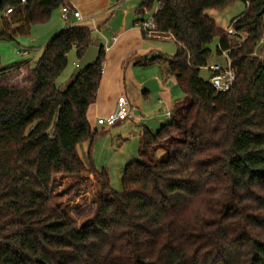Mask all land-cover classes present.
Wrapping results in <instances>:
<instances>
[{"label":"trees","instance_id":"obj_1","mask_svg":"<svg viewBox=\"0 0 264 264\" xmlns=\"http://www.w3.org/2000/svg\"><path fill=\"white\" fill-rule=\"evenodd\" d=\"M237 1L146 0L137 9L139 22L159 2L158 30L178 45L172 58L142 65L167 64L190 102L157 131L144 128L140 160L125 166L120 193L105 170L78 153L97 136L88 115L103 78L104 46L66 91L57 86L69 53L75 49L80 61L93 45V30L73 25L58 33L34 68L0 62V264H264V46L257 55L264 0H241L246 10L230 25L246 34L237 44L207 14ZM65 4L0 0V41L29 33ZM215 39L217 55L229 51L237 75L227 92L215 89L209 71L201 74ZM23 66L26 84L16 85L7 73ZM86 174L101 184V195L78 229L54 185L73 176L78 188Z\"/></svg>","mask_w":264,"mask_h":264},{"label":"rangeland","instance_id":"obj_2","mask_svg":"<svg viewBox=\"0 0 264 264\" xmlns=\"http://www.w3.org/2000/svg\"><path fill=\"white\" fill-rule=\"evenodd\" d=\"M110 0L109 6L101 13V17L97 19L92 25H97L93 30V41L99 40L104 41L106 35L113 33V27L120 25L119 18L111 17L112 11L109 9L113 8L118 12L123 11L125 8L131 13L130 17H135L137 9L146 0ZM71 5L77 7L74 2H70ZM117 5V7H115ZM121 5V7H120ZM156 5V4H155ZM65 6H68L66 3ZM114 10V11H115ZM155 10V6L153 10ZM246 10V4L243 1H237L233 5L229 6L225 10H209L207 12L208 16L214 19L217 24L224 28L225 31L230 29L231 21L241 15ZM74 25L86 26V23L76 24L75 20L72 22ZM72 24H67L62 18V7L53 11L51 18L44 22L34 24L29 33L25 35H19L12 41H0V62L1 66L5 67L14 63L29 62V66L34 68L37 61L40 59L44 47L47 43L55 37L58 33L63 30L73 26ZM98 29V30H96ZM109 37V36H108ZM246 34L241 33L238 36L230 37L233 44L243 41ZM172 37L155 40L152 39L151 45L155 46V52L150 56H163L165 58H172L178 50V45ZM219 45V39H215L214 42L209 46L212 51L211 59L209 65H214L216 63L222 66L226 65V60L222 56H218L216 49ZM264 43L258 48L257 55ZM22 52H28V55L22 54ZM76 50L73 49L68 56V66L66 70L61 74L57 80L58 88L64 92L68 89L70 83L74 78L75 66L73 65L74 59H76ZM144 59L140 60L142 63ZM135 61L131 62V70L136 69L133 73L129 72V77L132 75L133 78L138 80L143 79L144 75L142 73L146 72L148 79L152 80L155 74L165 75V79L174 80L167 73V64L154 65L147 67L145 69L142 66L138 67L134 65ZM154 72V74H153ZM13 73H7V76H11ZM145 74V73H144ZM204 78L209 77V72L205 69L201 72ZM14 81L12 82L16 85H22L25 83L26 77L20 71H15L12 75ZM178 90V89H177ZM180 95L187 100V98L181 93ZM187 102H190L187 100ZM183 105V104H181ZM185 105V102H184ZM159 112V111H158ZM140 115V114H138ZM122 129V132H116L112 128L104 127L102 130V125L100 123L97 131V136L95 138L94 144L91 146L89 143L83 144L79 147L78 153L81 159L86 163L87 166L92 164L98 172L106 171L108 178L110 180V185L112 191L120 193L122 191V178L125 166L133 161H139V149L141 145V138L139 134L142 133V124L136 121H128L121 127H116ZM127 129V130H126ZM157 131V130H156ZM165 152L161 151L158 155L159 160H165ZM83 178L85 185L74 187L77 184L76 177H58L54 185V195L57 202L63 207L67 217L72 221V223L78 228H82L85 223L92 217L97 201L101 195V184L95 178L94 175L86 174ZM106 197L111 198V194L107 193Z\"/></svg>","mask_w":264,"mask_h":264},{"label":"crops","instance_id":"obj_3","mask_svg":"<svg viewBox=\"0 0 264 264\" xmlns=\"http://www.w3.org/2000/svg\"><path fill=\"white\" fill-rule=\"evenodd\" d=\"M126 1H124L123 5ZM70 2H74L77 5V9L86 20L93 18L92 22L95 23L101 17V13L105 12L104 9L109 6L110 0H66L68 6L71 5ZM110 10L112 11V18H119L120 25L113 27V33L106 35L107 37L103 42L99 40L93 41L94 46H104V48H109V51L106 53L107 60L103 68V78L98 91L97 101L89 111V121L97 133L100 123L102 130L105 131L104 127L108 126L104 120L115 110L118 98L125 96L130 102L131 114L135 117L133 121L142 124V133L144 128L155 132L170 121L171 116H168L167 113L169 111L173 113L181 104L184 105L186 99L180 95V89L172 76L170 77L174 80H169V78L167 80L165 75L155 74L152 80H149L148 75L144 72L145 74L142 73L144 77L141 80L136 77L133 78L132 75L129 77L128 73L131 71L134 73L136 70L130 69L131 62L135 61L134 65L142 66L143 69L150 67L143 66L140 60L152 58L150 55L156 49L153 44H150L152 39H146L137 27L138 18L136 14L133 18L130 17L131 13L126 8L118 12L117 15H115V9L111 8ZM92 22L87 21L86 26L94 30L97 25H92ZM115 37H117L116 42H114ZM78 62L77 58L74 59L73 65L76 67ZM17 71L22 72L23 76L26 77L28 67L23 66ZM12 73L15 74L13 71ZM12 75L10 79L15 82ZM128 121L131 120L108 128L121 133L122 129L116 127H121ZM142 133L139 134L140 138Z\"/></svg>","mask_w":264,"mask_h":264},{"label":"built area","instance_id":"obj_4","mask_svg":"<svg viewBox=\"0 0 264 264\" xmlns=\"http://www.w3.org/2000/svg\"><path fill=\"white\" fill-rule=\"evenodd\" d=\"M25 0H23V3ZM160 3L157 2L155 5V10H149L145 9L144 14L139 22H137V27L141 30V32L144 34V37L146 39H166L169 37H172L171 34L162 33L158 30V26L155 21V16L159 11ZM13 12V9H8L5 13V16L11 14ZM62 18L67 24H72V22L75 20L76 24L79 23H86L87 21L92 22L93 18L90 20H86L81 12L77 9V7L70 5V6H64L62 8ZM74 25V24H72ZM226 33L233 37L238 36L241 33L235 31L232 27L230 29L226 30ZM173 39V37L171 38ZM117 41V37L114 38V42ZM109 51V48H105V52L107 53ZM24 55H28V52H22ZM222 57L226 60V65L222 66L219 63H216L214 65H209L205 68V70L209 71L211 73L210 81L215 87V89L218 92H227L232 89L234 86V83L236 81V72L232 67V60L229 57V51H223ZM171 112L169 111L167 113L168 116H171ZM135 117L131 114L130 111V102L125 96H120L117 100V104L115 107V110L113 113L105 119V124L108 127H114L116 125L121 124L124 121L127 120H134Z\"/></svg>","mask_w":264,"mask_h":264},{"label":"water","instance_id":"obj_5","mask_svg":"<svg viewBox=\"0 0 264 264\" xmlns=\"http://www.w3.org/2000/svg\"><path fill=\"white\" fill-rule=\"evenodd\" d=\"M264 14V7L261 11ZM101 55V47L92 45L85 56L78 62L74 71V78L78 77L82 72L90 68L94 63H96Z\"/></svg>","mask_w":264,"mask_h":264}]
</instances>
